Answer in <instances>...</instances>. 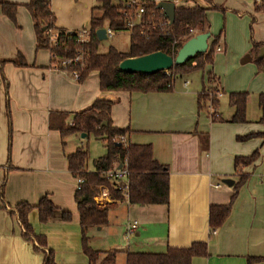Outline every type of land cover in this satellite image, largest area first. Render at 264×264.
I'll list each match as a JSON object with an SVG mask.
<instances>
[{
	"label": "crops",
	"instance_id": "1",
	"mask_svg": "<svg viewBox=\"0 0 264 264\" xmlns=\"http://www.w3.org/2000/svg\"><path fill=\"white\" fill-rule=\"evenodd\" d=\"M146 1L158 5L176 0ZM5 2L19 4L16 22L4 14ZM29 2L0 0V58L6 60L3 68L0 66V264H44L42 250H53L57 264H93L83 249L75 201L79 185L69 190L66 186V180L75 177L66 159L68 136L63 137L61 128L71 126V118L90 109L98 99L112 101L113 125L128 130L123 142L151 145L154 158L167 165L170 173L169 204L131 205L127 199H113L110 188L103 186L106 194L102 201H96L98 205L109 212L126 209V225L138 222L134 247L121 253L124 264L127 252H165L169 247H189L196 241L207 243L208 255L195 257L192 264H249V257L264 258V76L252 74L254 69L248 63L254 58L242 62L248 54L239 60L250 49V43L245 41L237 50L229 29L224 35L212 31L213 7L207 6L211 2L178 0L176 8L196 4L207 8L209 48L218 39L214 60L205 65L201 79H176L166 92L102 90L98 71L77 81L53 68L50 50L38 47L34 21L25 6ZM113 3L119 5L120 0ZM99 5V0H51L55 25L65 30L89 26L94 15L102 14ZM260 12L264 10L256 6L255 22ZM19 54L24 56L26 66L8 61ZM218 63L227 65L220 68ZM234 70L240 75L233 74ZM251 78L254 80L249 85ZM214 86L218 102L227 93H247L248 104L249 92L260 94L259 113L251 114L246 108V122L229 121L236 108L230 103L222 113L218 102L213 105L205 95ZM215 113L225 120L214 121ZM89 135L86 133V137ZM248 135L253 136L239 139ZM118 143L122 141L117 139ZM254 153L258 154L255 162L236 169V157ZM120 165L117 162L115 167ZM225 178L233 179L234 184H225ZM235 194L228 218L213 228L210 207L229 204ZM45 195L60 209L72 212L73 218L63 221L57 213L43 223L34 210L29 216L34 232L47 241V246H41L37 240L25 237L19 216L13 211L17 204H36ZM144 247L149 250H138ZM254 264H264V260Z\"/></svg>",
	"mask_w": 264,
	"mask_h": 264
},
{
	"label": "trees",
	"instance_id": "2",
	"mask_svg": "<svg viewBox=\"0 0 264 264\" xmlns=\"http://www.w3.org/2000/svg\"><path fill=\"white\" fill-rule=\"evenodd\" d=\"M99 1V9L102 14L92 17L89 25L92 30L91 40L84 45L77 43L75 34L67 33L68 30L56 27V16L51 9V0H30L25 5L34 21L39 48L50 50V35L48 32L51 29L57 31L62 43L59 48L54 49L61 56H73L78 48H83L85 67L81 72V81L86 79L92 71H98L102 90L131 93L166 92L172 89L178 75H185L194 70L203 69L206 64L213 62L214 52L218 44L217 38L210 45L208 52L197 54L185 64L174 65L169 71H160L153 75L122 71L120 64L127 58L139 57L157 51L176 56L178 51L174 50L173 44L175 41H178L175 48L179 49L195 35L210 32L208 9L198 4L178 6L175 21L169 24L158 5L147 1V12L144 20L130 27L129 18L125 15L122 5H114L113 0ZM207 1L211 2L210 0ZM18 7L19 4L16 3H2L4 14L14 22L17 20ZM212 7L217 8V5ZM102 27L111 28L115 33L130 32L129 50L124 52L112 47L110 51L101 53L99 50L101 41L96 32ZM262 47L263 44L256 45V51L260 52ZM8 61L19 66L27 65L22 54ZM256 61L259 69L264 72V57L258 56ZM194 62H197V64L193 65ZM5 63L6 60L0 58L1 68ZM212 78V75H210L209 79ZM217 102L218 99L214 98L215 105ZM230 103L236 108V112L229 121L246 122L247 93H231ZM112 105V101L98 99L90 109L77 114L71 126L61 128L63 137L87 133L94 134L97 139L106 136L109 141L108 154L96 160V169L93 171L88 170L87 167L90 156L88 149L79 147L74 152L66 154L69 171L75 178L81 180L75 193V201L83 230V249L93 264H96L100 254L106 255L105 264H113L118 254L117 250L99 251L94 250L89 245V229L105 225L109 221V210L100 207L95 200L103 186L110 188L113 199H127L131 205L169 204L170 201L169 168L154 158L151 145H134L124 142L120 146L117 145V139L125 135L128 130L113 125L111 118ZM213 120L222 121L225 119L221 114L215 113ZM262 120H264V117ZM252 136H241L239 139L244 141ZM206 141V144H208V138H206ZM257 155V153H254L251 156L236 157V169L238 170L242 166L255 162ZM117 162L127 163L129 166L130 189L128 198L122 190L117 188L118 182L110 179L105 174L106 171L115 167ZM241 177L245 178V175L241 174ZM235 196L236 194L229 204L212 205L210 207V224L213 228L221 226L228 218ZM34 210L38 211L40 220L43 223H48L57 213H60L63 221H71L73 218L72 212L60 209L49 195L42 197L36 204L28 202L17 204L13 212H17L19 216L25 237L29 240H37L41 246H47V241L34 232L29 220V216ZM35 249L41 251L39 247H35ZM42 252L45 257L44 264H57L53 250L49 252L42 250ZM207 255V243L196 241L189 247H169L165 252H127L126 264H192L195 257ZM260 260H264V258L249 257V264H254V262Z\"/></svg>",
	"mask_w": 264,
	"mask_h": 264
},
{
	"label": "rangeland",
	"instance_id": "3",
	"mask_svg": "<svg viewBox=\"0 0 264 264\" xmlns=\"http://www.w3.org/2000/svg\"><path fill=\"white\" fill-rule=\"evenodd\" d=\"M179 1H193V0H179ZM217 5V8H213L210 10L211 13V25L212 31L222 32L221 34H226V30L230 31V38L232 41L233 47L237 50L242 47L243 43L246 41L248 44L250 43V49L243 53L239 58L241 59L246 55L250 54L252 58H254L251 62L248 63V66L254 69L252 74L260 76H264V72L259 69V65L256 61V58L260 57V52L256 51L255 46L261 43H264V12H260L258 14L261 17H258V20L255 22V7L257 6L255 0H212L207 6ZM263 9L262 7H259ZM264 10V9H263ZM262 27V29H261ZM224 32V33H223ZM195 34V32H193ZM131 34L130 32L122 31L115 33L112 37L107 38L106 40L101 41L99 50L101 53H106L110 51L112 47L119 51H128L130 47ZM180 49V48H179ZM178 49V51H179ZM216 50V49H215ZM178 53V52H177ZM215 53V52H214ZM239 62V63H240ZM197 62H194V64ZM195 64V65H196ZM223 65H219L220 68H225L226 63H222ZM207 69V67H204ZM203 69H198L197 71L190 73L189 75H178L177 80L181 81L185 76L191 77L197 81H199L203 74ZM232 73V70L231 72ZM247 74L248 71H242V74ZM211 74V73H210ZM233 74L240 75V71L234 70ZM249 74V73H248ZM208 76V74H207ZM189 77V78H190ZM256 77V76H254ZM208 79V77H206ZM252 79H249L248 84L250 85ZM213 81V78L211 79ZM254 80V79H253ZM214 85H216L214 83ZM217 91V87L209 88L206 90L205 95L208 96L214 104L215 92ZM204 96V95H203ZM248 104L247 108L249 111L251 110V114L254 111L256 114L260 111V94L249 92L248 94ZM229 93L226 96H222L218 102V109L220 112H225L230 108L229 102ZM227 114V113H226ZM71 118V117H70ZM71 119H74L72 117ZM108 139L106 136L100 137L96 139L94 134H90L88 137H82V134L79 135H71L66 139V151L68 153L74 152L78 147H84L88 149L90 156L88 160L89 169L93 170L95 168L94 161L101 156H105L108 154ZM68 190L75 187H78L79 180L74 179L70 176L69 180H66ZM224 185V183H223ZM68 192H66L67 195ZM127 222V214L126 209H122L120 212H116L115 210H111L109 212V221L107 224L93 227L89 230V245L94 250L99 251H111L117 250L118 254L113 264H124L123 263V255L122 251L131 250V247H134L136 236L128 234V226ZM137 250V249H132ZM141 251L149 250L148 247H144L142 249H138ZM121 255V257H120ZM106 255L100 254L98 256L96 264H105Z\"/></svg>",
	"mask_w": 264,
	"mask_h": 264
},
{
	"label": "built area",
	"instance_id": "4",
	"mask_svg": "<svg viewBox=\"0 0 264 264\" xmlns=\"http://www.w3.org/2000/svg\"><path fill=\"white\" fill-rule=\"evenodd\" d=\"M146 0H120V5L124 7V13L129 18V26L133 27L137 23H141L144 20V17L147 12L146 7ZM175 4L178 0L174 1ZM255 3L258 7H262L264 9V0H255ZM162 13L164 14L163 10ZM165 15V14H164ZM166 17V16H165ZM167 19V18H166ZM167 23H170L169 19H167ZM194 31H192L193 33ZM50 35V51H51V59H52V66L54 69L65 72L69 74L74 80L81 81L82 75L81 72L85 67V52L83 48H78L76 53L73 56H61L56 50L62 44L57 31L51 29L49 30ZM67 33L75 34L76 41L80 45H84L90 42L92 36V30L89 26L83 27L79 30H68ZM115 34L111 28L107 27V35L108 38L112 37ZM178 41H175L173 46L174 50H177L175 46L177 45ZM66 50V48H65ZM217 50H221L220 47H217ZM67 51V50H66ZM119 140L122 142L125 141V137H120ZM107 177L110 179H114L118 182L117 188L122 190L125 196L128 198L129 196V166L122 164V168L115 167L105 172ZM79 183L81 182L80 179ZM107 188L102 187L100 192L95 197L97 202L102 201L103 195L106 194ZM138 222L134 221L130 223L128 226V234L134 235L137 230Z\"/></svg>",
	"mask_w": 264,
	"mask_h": 264
},
{
	"label": "water",
	"instance_id": "5",
	"mask_svg": "<svg viewBox=\"0 0 264 264\" xmlns=\"http://www.w3.org/2000/svg\"><path fill=\"white\" fill-rule=\"evenodd\" d=\"M158 8L163 10L170 23L175 21L176 4L174 1H161L158 3ZM96 34L100 41L108 38L106 27L99 28ZM210 38L211 32L195 35L179 49L176 56L163 51H157L139 57L127 58L121 62L120 69L126 72L142 73L146 75H153L160 71H169L174 65L185 64L197 54L208 52ZM260 57H264V47L261 49ZM251 59V55L248 54L243 58L242 62L246 63L251 61ZM82 136L86 137V133H83ZM121 144L122 143H118V145ZM119 168H122V165H120ZM223 182L229 186L234 184L233 179L230 178L223 179Z\"/></svg>",
	"mask_w": 264,
	"mask_h": 264
}]
</instances>
